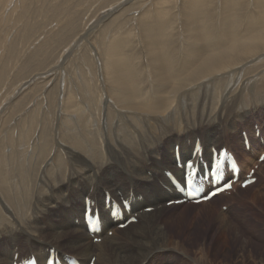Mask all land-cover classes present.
<instances>
[{
	"label": "bare ground",
	"instance_id": "obj_1",
	"mask_svg": "<svg viewBox=\"0 0 264 264\" xmlns=\"http://www.w3.org/2000/svg\"><path fill=\"white\" fill-rule=\"evenodd\" d=\"M170 2L156 0L155 14L148 7L138 13L136 28L146 55L142 67L125 49L135 36L131 28L120 29L107 43L100 41L102 74L112 96L102 95L98 104L81 81L83 104L69 120L82 124L88 113L80 126L89 124L90 129H73L69 142H36L30 153L21 140L17 147L0 145V264H23L32 257L37 264L50 258L55 264H90L93 259L96 264L194 262L186 247L170 238L164 218L170 209L217 208L224 201L228 209L218 213V225L231 227L229 214L236 205H228L226 192L200 205L169 206L185 200V163L194 161L198 181L206 188L212 178H206L203 162L224 151L226 174L233 160L240 168L238 185L255 170L256 182L246 189L239 186V192H253V205L264 199V161H258L264 154V0H180L183 31L176 45L180 35L168 24L172 8L163 7ZM108 103L117 110L113 123ZM88 203L101 224L94 234L85 218ZM250 216L243 213L245 219ZM132 218L137 223L118 228ZM236 234L245 253L251 241L238 230ZM244 257L248 262L251 255Z\"/></svg>",
	"mask_w": 264,
	"mask_h": 264
},
{
	"label": "rangeland",
	"instance_id": "obj_2",
	"mask_svg": "<svg viewBox=\"0 0 264 264\" xmlns=\"http://www.w3.org/2000/svg\"><path fill=\"white\" fill-rule=\"evenodd\" d=\"M127 1L129 0H0V145L15 143L17 147V142L22 141V144H29L28 153H30L36 142L51 141V144L58 140L69 142L68 135L74 134L73 129L79 128L81 131L84 130L83 128L90 129L89 124L88 128L85 125L80 126L88 119L86 110L83 112L85 119H81L82 124L81 122L71 124L69 120L75 115L72 110L83 104L81 81L88 84L87 93H90V97L96 95L97 101L102 95L112 96L111 87L106 84L107 81L102 74L101 52L98 47L110 41L111 36H116L120 29L124 31L131 28L132 35L135 36L127 41V48L125 47L127 55L138 61L136 65L140 67L146 58L142 41L139 39L141 31L136 27L144 9L148 7L151 10L148 12L155 14L152 6L156 0H134L126 4ZM179 3L180 0H172L170 4L163 6L166 9L172 8L173 19L168 24L174 25L178 36L180 35V41L176 40L174 45L182 41L183 29L177 10L180 9ZM147 72L142 71L145 77L149 76ZM148 86V83L144 85L146 88ZM62 87L64 90L61 89ZM62 91L66 95H63ZM68 94L75 96L71 97L70 103L65 102ZM61 98H64L63 103ZM96 103L100 104L99 101ZM85 104L91 106L87 104L86 98ZM108 106L112 109L110 120L112 119L111 123H113L117 110L109 103ZM64 107L70 108L65 110ZM100 109L101 106L98 107L99 111ZM67 110L69 111L66 112ZM105 110L102 108L101 111ZM30 118H33V121ZM35 120H38L37 124ZM30 128H35L32 129L34 132H31ZM23 131L27 134H22ZM42 135L46 136L44 141ZM243 136L245 135L242 132ZM41 159L43 158L39 157V161ZM35 169L38 171L39 165ZM253 197V192L240 193L239 186L228 193L225 198L229 200L228 205H236L229 214L232 223L229 229H221L217 221L220 211L227 212L228 206H225L224 201L219 203L217 208L205 205L193 209L178 208L173 211L170 209L169 215L164 218L165 222L167 221L164 226H169L171 239L178 240L182 247H186L190 258L194 260V262L190 261V264H197V260L198 264H259L260 259L264 258V199H259L260 201H256L253 205L251 203ZM244 212H251L253 216L245 219ZM237 230L251 241L245 253L240 251L241 237H237ZM109 236H112V232ZM95 243L99 242L95 240ZM245 255H251L248 262Z\"/></svg>",
	"mask_w": 264,
	"mask_h": 264
},
{
	"label": "snow or ice",
	"instance_id": "obj_3",
	"mask_svg": "<svg viewBox=\"0 0 264 264\" xmlns=\"http://www.w3.org/2000/svg\"><path fill=\"white\" fill-rule=\"evenodd\" d=\"M227 187H231V184L227 185ZM108 197H107V193H105V200L107 201ZM52 264H54V262H52Z\"/></svg>",
	"mask_w": 264,
	"mask_h": 264
}]
</instances>
